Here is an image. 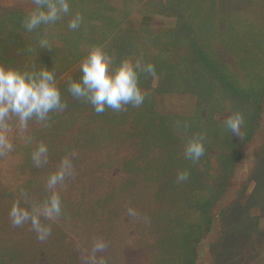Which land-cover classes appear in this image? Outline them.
I'll return each mask as SVG.
<instances>
[{
    "label": "trees",
    "instance_id": "trees-1",
    "mask_svg": "<svg viewBox=\"0 0 264 264\" xmlns=\"http://www.w3.org/2000/svg\"><path fill=\"white\" fill-rule=\"evenodd\" d=\"M65 2L69 6L68 11L52 21L53 29L47 23L32 30L26 28V17L36 10V0L31 5L9 3V8L16 12L6 16L8 20L0 17V32L8 37L5 43L8 40L9 46L5 43L0 46V67L21 72L50 71L61 93L64 106L51 110L46 119L40 120L43 125L34 133L35 143L18 160L19 165L28 170V179L33 178L37 187L42 188L41 192L55 191L59 194L61 213L53 216L58 220V227H67L75 235L85 236L94 233L92 228L99 227L104 233L100 235L105 239L101 248L114 247L119 255L125 256L139 250L137 246L141 243L131 237L133 223L138 220L143 222L139 234L146 232L148 237L159 235L154 244H147L148 248L159 249L161 258L157 264H264V243L256 240L264 233V220L263 225L258 224L255 228L253 219L258 220L260 215L248 212L246 216L250 217L251 224L249 228H243L231 225L229 215L234 206L246 204L244 196H247V191L244 192L243 181L254 171L256 161L262 163L264 159V149L261 148L260 155L254 156L250 154L252 148H244L245 142L252 137L255 141L264 138V76H257L255 55H252L250 47L251 42L255 48L262 42L260 30L264 27V0H173L177 11L190 8L189 15L200 19L198 34L204 31L208 36L187 37L190 32L194 33L191 17H181L184 21L175 23L176 33L181 25L185 42L196 45L192 46L195 49L193 55L186 58L188 66H183L191 68L200 56L210 76L213 74L218 78L221 89L229 91L237 100L248 96L252 104L253 129L239 143L236 158L227 160L225 170L228 178L214 187L213 184H205L206 189L204 183L196 184L197 181L206 173L210 179L216 171L210 174L209 166L197 169L198 161L189 159L183 152L189 142L199 141L203 145L200 158L207 159L212 150L208 140L216 143L217 148L218 141L222 140L219 134L189 126L187 133L181 136L178 131H183L182 128L172 127L167 116L155 115L145 102L124 104L119 109L106 107L97 113L90 101L69 92V84L80 79L81 63L97 37L100 36L98 44L104 42L101 49L106 46L104 50L110 56L116 47L120 50L128 44H139L131 39L130 30L124 37L119 35L118 23L112 16L113 8L106 0ZM129 8L125 5L123 11H129ZM118 11L117 15L126 21V14H122L121 9ZM77 16L78 26L70 28V22ZM96 17L101 18L102 24L93 20ZM212 17L216 21L211 23ZM133 19L136 17L128 24L140 32L150 27L155 18L145 15L140 17V21ZM239 22L244 26L240 30L236 29ZM85 26L90 27L91 36L81 32ZM242 30L247 38H244L245 33L241 34ZM210 33L213 34L210 36ZM200 38L214 42H211L214 46L210 53L203 50ZM38 56L53 60V68L52 65L48 69L35 66V61L30 60ZM262 58L264 61V54ZM226 63H230V69ZM168 67L171 68L170 65ZM21 127L23 125L19 123L12 130V140L8 142L11 150L14 146L20 148L16 141L21 139ZM40 145L47 147V158L45 160L42 155L38 164L33 154ZM62 168L65 169L63 181L58 182L54 189L49 188V177ZM231 175L234 187L229 182ZM24 185L27 191H37L28 180ZM187 189L195 190L198 195L194 199L189 194L183 195L184 192L189 193ZM229 189L236 192L234 198L225 193ZM201 193L204 195L198 199ZM138 209L142 211L141 215L133 212ZM190 212L195 219L189 217ZM137 216L139 218L135 219ZM231 232L237 234L228 240ZM167 233L172 236L170 239H165ZM78 239L85 244L79 254L77 251L74 254L77 263L85 262V257L91 261L96 258L98 262L95 251L90 250L89 243L85 242L88 238ZM74 249L77 250L75 246ZM60 250L59 253L62 252ZM172 251L175 252L174 260L163 259Z\"/></svg>",
    "mask_w": 264,
    "mask_h": 264
},
{
    "label": "rangeland",
    "instance_id": "rangeland-1",
    "mask_svg": "<svg viewBox=\"0 0 264 264\" xmlns=\"http://www.w3.org/2000/svg\"><path fill=\"white\" fill-rule=\"evenodd\" d=\"M33 1L34 0H0V17L5 20L9 15L16 12V10H11L9 8V3H28L31 5ZM106 2L113 8L112 16H114L118 23L117 28L119 29V35L124 37L130 30L131 39L139 44H128L120 50L119 47L118 49L116 47V50H114L115 53L111 54V56L108 52H105L104 49H106V46L103 47L102 50L111 58V68L115 69L123 61H128L134 66L137 61H140L141 68L147 64H151L154 69L152 73L139 72V86L144 94L142 102H145V105H148L152 112L156 113L155 115L167 116L168 120L172 121V127L176 128L177 126L182 128L183 131H178L181 136L187 133V128H190L189 126L196 130L198 127H202L207 131L211 130L219 134L222 140L218 141L219 146L217 148L215 147L216 143H211L212 141L208 140L209 144H212V150L209 151V157L207 159H201L200 157L198 159H193L199 162H197V169L209 166V171L211 170L210 174L215 171L216 173H213L210 179L207 178L206 173L205 176L203 175V177H200L196 184L204 183V187L205 184H213L214 187L217 183L226 181L228 178L227 171L225 170L227 160H234V158H236L239 143L248 132L253 129V115H251L253 111L251 107L252 104L249 100L250 97L246 96L243 100H237L229 91L221 89L218 78L214 77L215 75L213 74L210 76L207 65L201 61L200 56L197 61L192 63V66L190 65L191 68L183 66L188 64L187 59L193 55L195 50L192 46L196 45L186 43L183 35L184 29L181 30L180 28L182 26L180 25L176 33L174 25L181 21V17H191L189 15L191 13L190 8H186L185 11L183 9L177 11L174 9L176 3L173 2V0H106ZM123 2L125 4H122ZM36 4L37 3H35V5ZM125 5H129L130 12L126 11L127 9L123 11ZM209 5L212 6V3L209 2ZM118 8L123 11L121 12L122 14L125 13L128 17L126 21L122 19L121 16L117 15L119 13ZM43 10L47 11L46 5L43 7ZM145 15L155 18L150 27H145L138 32L140 29H134L133 26L128 24V21H131L133 17L139 20L140 17H144ZM100 17H96L93 20L102 24ZM192 19L195 34L190 32L187 37L190 39H193L196 35L198 37H208L207 32L204 31H200L198 34L200 19L198 17H193ZM215 19L214 17L210 18L211 23L216 21ZM183 21L184 20L181 22ZM42 24L46 25V23ZM47 24L50 26L49 28L53 29V22ZM242 26L243 22H239L236 29L238 28L240 30ZM126 27L129 29H126ZM89 29L90 27L88 26H85V28L82 27L81 32L83 31L85 36H91ZM260 31L262 41L260 44L261 47L258 46L255 48L252 42L250 44L252 46L250 47L252 55H255L253 59L257 69V76H264V61L262 58L264 54V51H262V49H264V27L261 28ZM3 32H6V30L4 29ZM242 33L243 35L245 33L246 37L244 38H247V34L244 30L241 31V34ZM212 34L213 33H210V36ZM227 36L228 35L225 34V37ZM197 38H195L196 41H198ZM6 39H8V37L0 32V46L5 43ZM99 40L100 36L94 40L91 50L93 48L101 49L104 42L98 44ZM199 42L202 43L203 50L208 51V53L213 50L212 47L214 45H211L212 41L209 42L200 38ZM108 44H110L109 41ZM5 45L8 46V40ZM48 47H53V45H49ZM107 47L109 46L107 45ZM229 49H231V47ZM87 51H90V49L87 48ZM30 61H35V66L39 67V69H43L44 67L48 69L51 65L53 68V60L46 59L44 56H38L37 59H32ZM229 64L227 68L230 69ZM169 65L171 68L168 67ZM170 69L173 70L172 74L169 73L172 71ZM184 70L185 72H183ZM237 114L242 118V123L239 131L233 132L227 127L225 121L229 117ZM179 121L182 123H179ZM19 123L20 121L18 118L9 117L4 125L0 126V136H3L7 143L12 140V130L18 127ZM42 125V122L36 118L28 120L27 123L21 127L22 130L19 133L21 137L20 141H16V144L19 145L20 148L16 146H14L12 150L11 148H0V201H2L0 202V264H78L74 254L77 252L79 254L85 244L81 243L78 237L88 238L85 242L89 243L91 247L90 250L95 251L99 260L97 262V259L94 258L92 259L93 261H91L88 257H85V262L82 264H122L123 262H125L123 264H157V261L161 258L160 252L157 251L159 249H155L154 247L148 248V245L154 244L159 235L154 234L148 237L146 232L139 234L143 229V222H138L137 220L133 223L134 232L131 236L133 237L132 240L136 239L138 243H141L137 246L139 250L131 254L126 253L125 256H122L119 255V252H117L114 247H109L106 250L98 247V244H105L104 235H100L104 233L99 227L92 228L91 231L94 233L90 235H75L73 230L71 232L70 228L62 227L61 225V228L58 227V220L56 218H47L39 214L44 202L49 198H46V194L50 196L52 192L47 191L46 194L41 192L42 188L39 186L37 187L33 178L28 179L26 173L28 170H26L24 166L19 165L18 160L20 161L21 158L26 155L25 152L27 153L29 148L33 146L35 143L34 133L36 129L40 128ZM250 134L251 132H249V135ZM21 145L23 146L21 147ZM244 148L249 150L252 148L250 154L254 156L257 154L258 156L261 154V148L262 150L264 149V138L255 141L252 137L251 140L245 142ZM183 154L186 153L183 152ZM262 158L260 157V159ZM256 163L257 165L254 166V171L251 173L250 177L243 181L244 192L247 191V196H244L246 204L234 206L229 213L231 225L243 228L248 226L249 228L251 221L250 217L248 216V218L246 216L248 212L260 215L259 221L253 219L252 225L255 226V228L259 225H263L264 159H262V163L259 160H257ZM188 171L189 170L185 173ZM26 180L30 181L31 185L34 186L35 189L37 188V191L31 192L25 190L23 187L25 186L24 183ZM229 182L234 187L232 175L229 178ZM204 189H206V187ZM188 191L189 193L184 192L183 195L189 194V197H192V199L198 195L195 193V190L192 191L187 189V192ZM9 192H11V195ZM225 193L228 194L230 198H234L236 192L233 189H229L228 191L226 190ZM203 195L204 194L201 193L198 199L202 198ZM14 204H19L21 207L27 208L30 212L35 210L36 214L39 215L41 224L50 228L49 233L43 239L39 238L36 230L32 227L30 219L21 225L13 224L10 211ZM192 211L193 208H191V212ZM133 212L138 214L142 213L140 209ZM191 212L189 217L193 216L195 219V215H191ZM138 218L139 216L135 217V219ZM235 221H237L238 224L235 223ZM241 222L243 223L240 224ZM236 234L237 233L231 232V235H228V240ZM167 235L168 236H164L165 239H170V233H167ZM256 240L260 244L264 243V233L256 237ZM100 241L101 243H99ZM74 246L77 250L74 249ZM59 248L62 249L60 250L62 251L61 253L58 252ZM153 251H155V253ZM174 254L175 252L172 251L163 259L174 260Z\"/></svg>",
    "mask_w": 264,
    "mask_h": 264
},
{
    "label": "clouds",
    "instance_id": "clouds-1",
    "mask_svg": "<svg viewBox=\"0 0 264 264\" xmlns=\"http://www.w3.org/2000/svg\"><path fill=\"white\" fill-rule=\"evenodd\" d=\"M37 8L26 17L25 26L32 30L42 23H49L68 11L65 0H36ZM46 5L47 11L43 10ZM79 16L73 19L69 27L78 26ZM111 58L100 48H93L81 63V77L78 81L69 84L68 90L75 97L86 98L94 106L97 113L103 112L106 107L119 109L122 105L132 103L139 105L144 94L139 86V72L152 73L151 64L141 68L140 61L134 66L123 61L115 69L111 68ZM61 93L55 83L54 74L47 70L39 72H21L12 68L0 67V126H3L9 117H17L21 125L36 118L44 120L53 109L63 107ZM228 128L238 132L242 118L237 114L225 121ZM0 148H11L3 136H0ZM47 147L40 145L33 158L39 164L43 155L46 160ZM185 153L192 159H198L203 153V145L199 141H191L185 148ZM65 169L51 175L48 179L49 188H55L62 182ZM61 213L59 194L52 192L40 210V215L47 218ZM10 215L15 225H21L31 220L32 227L39 238L43 239L50 231L42 225L36 211H29L19 204H14ZM98 244V247H102Z\"/></svg>",
    "mask_w": 264,
    "mask_h": 264
}]
</instances>
